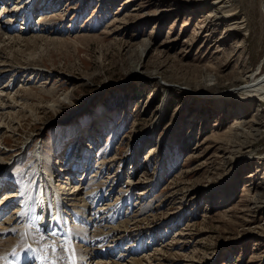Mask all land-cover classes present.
<instances>
[{
  "label": "rangeland",
  "instance_id": "rangeland-1",
  "mask_svg": "<svg viewBox=\"0 0 264 264\" xmlns=\"http://www.w3.org/2000/svg\"><path fill=\"white\" fill-rule=\"evenodd\" d=\"M0 1V14L18 10L17 0ZM217 1H35L31 26L43 29L37 34L45 40L37 44L42 51L36 71L14 68L19 71L1 80L0 97L9 93L15 102L6 100L12 109L2 113L0 154L9 156L11 173L24 176L37 167L35 151L42 148L52 156L55 176L65 173L67 161L76 164L77 153L93 141L92 155L76 166V177L55 178L56 188L62 182L64 193L72 192L90 177L103 191L114 185L112 210L125 203L121 220L133 219L125 239L108 234L112 224L88 226L100 239L92 246L76 225L71 237L77 264H84L79 254L91 253L86 264H130L135 258L146 264L152 255L151 264H264V105L220 104L197 94L206 75L221 91H230L244 72L264 71V0H224L221 6ZM18 26L24 27L21 21ZM33 35L29 30L22 36ZM143 40L151 47L141 56ZM160 85L181 91L165 96ZM161 109L160 142L152 146L143 136ZM103 113L107 130L101 129ZM120 177L130 182L121 188L115 183ZM15 190L0 189V207H10L6 216L21 204L5 202L6 192ZM99 197L92 194V201ZM123 198L129 200L121 203ZM63 229L64 235L72 233ZM17 232L21 239L22 229ZM43 239L42 245L55 241ZM137 243L141 247L132 255ZM14 245L2 244L0 251ZM117 248L121 252L106 258L107 250ZM17 249L18 255L26 250Z\"/></svg>",
  "mask_w": 264,
  "mask_h": 264
},
{
  "label": "bare ground",
  "instance_id": "bare-ground-1",
  "mask_svg": "<svg viewBox=\"0 0 264 264\" xmlns=\"http://www.w3.org/2000/svg\"><path fill=\"white\" fill-rule=\"evenodd\" d=\"M24 1H26V0H22L21 2H20V0H17V2H19L18 4H16L17 6H19L18 10L13 11V12H9V11H6V8H5V9H2V14H0V28H2V29H0V63H1L0 66L7 68L6 71L4 70L3 72H0V84H2L1 80L4 78L3 77L4 74L13 73L10 70L19 71L18 69H14V68L20 67L21 70H24L25 73H28L29 71H36L35 70L36 69L35 68L36 67L35 61L38 60L37 59L38 58L37 53L42 51V50H40L41 46H38L37 44L40 42V45H41L45 39L42 38L41 36H39V34H37V33L42 34L43 29L39 30L38 27H37V29H33L34 25L31 26V23H32L31 17H32V14H34V11H32V9L36 8L34 5L36 0H30L26 4H24ZM103 1L105 2L106 0H100V2H103ZM223 1L224 0H219L216 2V4L217 5H220V4L224 5L225 3ZM0 4H2L1 1H0ZM2 6H3V4H2ZM222 8H224V6H222ZM21 16L23 17V20L22 19L20 20ZM11 17H12V19H11ZM20 21L24 27L18 26V23ZM233 24L235 25L236 23H233ZM45 26H47L46 23H44L42 27H45ZM235 26H237V25H235ZM29 30H30V33H34V35L32 37L27 38V37L22 36L25 31H29ZM14 32H17V33H15L17 35H15ZM50 41H54V40L52 39ZM59 41H62V40H59ZM29 47H31L33 50L29 51V49H31ZM150 47H151V43L147 40H143L139 46V50L141 51V56H143L145 53H147L150 50ZM2 57H5V58H2ZM18 63H22V64H18ZM32 69H34V70H32ZM137 70H138V67H134V71L137 72ZM241 76L242 77H240V79L238 81H236L237 83L239 82L240 84L238 83V85L231 87L229 89L230 91H221L218 88V86L216 85L213 77L210 75H206L204 78L202 77L203 78V80H202V85H203L202 89L203 90L199 91L198 93L196 92V93L200 94L201 97L208 98V99H214V101H216L220 104L225 103V101H230V100H236L242 104L248 103V102H250V100H257V102H260L261 104L264 105V71L262 72L261 68L259 67L258 69L254 70L252 72L246 71ZM143 81L149 82L148 80H143ZM11 86H9L7 89L10 90ZM159 87L162 89L165 96H167V94H169L171 91H181L180 89L175 88V86H171V85H166V86L160 85ZM41 99H43V98L41 97ZM54 99H55V97H54ZM165 99H166V97H165ZM165 99L163 101L162 108L165 107ZM6 100L15 102V96L10 97V94L7 93L4 97H0V135L2 134V129H4L1 127V122H4V120H5V118H1L2 113H3V111H8V110L12 109L11 105L6 103L7 102ZM51 106H54V105H51ZM163 111H164V109L160 110L158 120H156L154 122V124L151 125L149 127V129H147V131L145 132V134L143 136V139L145 138V140H146L145 142L151 140V142L153 143L152 146L153 145L155 146L156 144L158 145V143L160 142L159 139H157V137H156V133L158 132V127L160 125V119H161L160 116L162 117ZM10 113L11 112H7V114H6L7 117H8V114L10 116ZM71 114H74V112ZM11 116H12V114H11ZM101 116H102V121H103V123L101 124L102 125L101 129L107 130V127L109 124L108 123L109 121L107 119L108 115L107 114L104 115V113H103ZM67 122H64V123H67ZM257 125H256V128L253 127V129H254V131L259 132L260 127H257ZM93 127H95V126H93ZM7 128H9V127H7ZM104 128H106V129H104ZM93 131H94V129H93ZM89 135L92 136V132H90ZM80 136L78 138H76V140H75L76 143H79L81 141ZM64 138H65V135L63 136L62 139H64ZM62 139H60V141ZM143 139H142V141H143ZM76 143H74V145ZM61 144L62 143H60V145ZM80 145H82V144H79V145L76 144L77 147ZM23 146L25 148V146H27V143H24ZM76 146L74 149H76ZM90 147H91L90 145H87V147H85L84 148L85 150L83 151L85 153L82 156H80L81 154H79V156L77 157V160L75 161L76 164L73 165L72 162L70 163V160L67 161V164L68 163L69 164L66 166L67 170L65 171V173H63V171L58 172L55 176H54V172L51 170L53 168L52 167L53 163H51L52 162V156L49 157L48 155H46V153L43 152L42 148L38 149V151L37 150L35 151L36 152L35 153V158H36L35 162H37L36 163L37 167L33 168L32 170H29L30 172L28 174L22 173V174H24V176L18 174L17 172L11 173V171H13V170H11L12 166L9 167V162H10V160H8V159H10L9 156L6 155V153L0 154V157H2V159H3L2 163L0 164V178L3 177L6 179L2 183H0V189H1V191L4 190L5 188L13 189L14 185L17 188V190H15L13 192H9V193L6 192L7 194H9V197L5 200V202H6V204H11V205H14L16 202L21 203L20 205L17 206L16 209L14 208L15 210L11 214L8 213L9 215H7V216L4 215V213H2L3 208L0 207V216H2L0 218V244H1L0 246L2 247V244H3V247L6 245L11 246L12 244L16 243V245H21V247H20L21 251H22V249H26L25 252L19 251V253H20L19 256L21 257L19 264H24L27 262L26 256L33 254L31 250H36V254L37 255L39 254V250L41 249V247L43 245H46V244L42 245V242L44 239H41V237H46V236L48 238L52 237V236H50V233H49L50 231L57 233V235L53 238H55V242L59 243L60 237L62 236V232L58 228H56L54 222H60L61 224H63V222H65L68 225V230L69 229L72 230L71 232L76 231V225L79 226V228H82V230L85 229V231H86L85 234L88 233V236L85 237L87 240V243L86 242L85 243L89 246L90 245L92 246V244H96L100 241V239H98L96 241L95 235L97 233L95 235H93L94 233L91 235L88 232V230H86V228H88V226H92V225L98 226V224H99V227H101V225L104 226V225L109 224V226H110V224H112V225H114V227L110 228V231L108 232V234H112L115 236L116 235H119V236L124 235L123 239L127 238V232H128L127 224L129 225V223L131 221H133V219L127 220L125 218L126 220H121L122 219L120 217L121 209L123 207H125V203L122 206H120L119 209H117L115 211L112 210L113 205L111 204V201H114L113 199L115 196V195L113 196L114 185L111 186L110 189L108 188L107 190L103 191L102 189H100V185H95L94 178L90 177L87 181L85 179L82 180V182L86 181L82 188L79 187L80 188L79 189L78 187H76L79 185L76 184V185H73L74 191H72V192L67 191L64 193V191H65L64 186L65 185H63V183L60 181L65 177L68 180H70L73 177H76V174H74V173H76V169H75L76 166L77 165L80 166L82 163V160H86L88 158L90 159V156L92 155V152H91L90 156L88 157V153L90 152V149H91ZM86 148H87V150H86ZM73 150H72V153H73ZM77 151H80V149H76V152ZM6 156H7V158H4ZM84 158H86V159H84ZM68 159H70V158H68ZM71 164L74 167H72ZM69 168L73 169V170L70 171V170H68ZM89 170H91V168H89L87 171H89ZM81 171H83V170H81ZM15 173L18 174V176ZM55 178L60 179V181H59L60 185H58L59 186L58 188H60V189L56 188V186H55ZM85 178H87V177H85ZM121 178L122 177L118 178L115 181V183H117V185L121 186V188H122V186H124V184L127 181H129V179H127V181L125 182ZM67 179H66V181H68ZM12 182L13 183L15 182V183L13 184ZM82 182H81V184H82ZM221 186L223 187L224 184ZM222 187H220V189H222ZM75 191H78L79 193L77 195L73 194ZM220 191H222V190H220ZM14 192L16 193V195L11 196L12 194H14ZM210 193H211V195L214 194L213 192L209 191V193L207 192V195ZM51 194H53V195H51ZM92 194L93 195L100 194V197L98 199H96L97 201H95V202H93L94 200L92 201ZM125 198L122 199L121 203L129 200V198L127 200ZM17 199H19L20 201ZM7 201H9L10 203H7ZM0 204H1V201H0ZM104 207H106V208H104ZM12 209H11V211H12ZM49 215H50V217L48 219ZM52 222H53V224H52ZM104 223H107V224H104ZM19 224H22V226L18 227ZM25 225H27L28 227H25ZM99 227L97 229H99ZM107 227L108 226H106V228H103L101 230L107 231L109 229ZM13 229L15 230L14 232L12 231ZM21 229H22V234L25 232L28 233L27 237L23 240L18 239V236L15 234V232L19 231V230L21 233ZM94 232H95V230H94ZM97 232H99V230ZM103 233H105V232H103ZM3 235H7V237L11 236V237H13V239H10V241H8L7 239L5 240V237H4V240H2L3 237H1V236H3ZM84 235H83V237H84ZM104 236H105V234H104ZM11 240H13V241H11ZM52 240H54V239H52ZM140 247H141V245L138 243L135 247H133V246L130 247V248L134 249V250L130 251V253L132 255H136L135 250H137ZM5 249H7V248H5ZM8 250L9 249H7V251ZM116 251L121 252L120 249L117 248V250L113 249V251L110 254L111 255L115 254ZM91 255H92V253H91ZM91 255L79 254L80 262L86 264L85 258L87 256H91ZM106 258H107V256H106ZM146 261H147L146 264H151L154 261L153 255L151 258H149V256H147ZM155 261H157L156 258H155ZM158 261H160V259ZM130 264H143V262H141L140 259L135 258V259H132Z\"/></svg>",
  "mask_w": 264,
  "mask_h": 264
},
{
  "label": "snow or ice",
  "instance_id": "snow-or-ice-1",
  "mask_svg": "<svg viewBox=\"0 0 264 264\" xmlns=\"http://www.w3.org/2000/svg\"><path fill=\"white\" fill-rule=\"evenodd\" d=\"M25 227L28 226L25 225ZM12 231L14 232L15 230L13 229ZM27 235V232L23 233L21 240L25 239ZM56 235L57 233L55 232L50 233L52 237ZM17 247H21V245ZM31 251L33 254L26 256L27 264H77V253L73 245L72 237L69 234H65L59 243L53 241L52 243L43 245L38 255L36 254V250ZM9 256L14 257L17 264H19L21 257L18 255L16 248H13L10 252L0 251V264H12L9 261Z\"/></svg>",
  "mask_w": 264,
  "mask_h": 264
}]
</instances>
